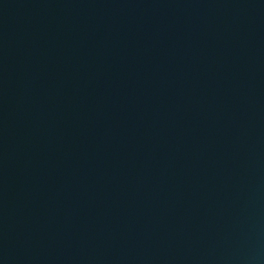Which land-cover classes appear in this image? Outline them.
Returning <instances> with one entry per match:
<instances>
[{"label":"water","instance_id":"water-1","mask_svg":"<svg viewBox=\"0 0 264 264\" xmlns=\"http://www.w3.org/2000/svg\"><path fill=\"white\" fill-rule=\"evenodd\" d=\"M0 264H264V0H0Z\"/></svg>","mask_w":264,"mask_h":264}]
</instances>
